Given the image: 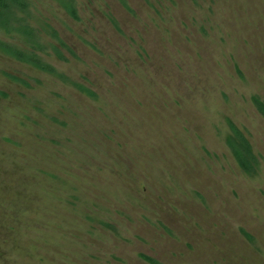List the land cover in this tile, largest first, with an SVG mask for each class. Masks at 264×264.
<instances>
[{"label":"rangeland","instance_id":"374dc122","mask_svg":"<svg viewBox=\"0 0 264 264\" xmlns=\"http://www.w3.org/2000/svg\"><path fill=\"white\" fill-rule=\"evenodd\" d=\"M68 1L61 77L0 49V264H264V0Z\"/></svg>","mask_w":264,"mask_h":264},{"label":"trees","instance_id":"16d2710c","mask_svg":"<svg viewBox=\"0 0 264 264\" xmlns=\"http://www.w3.org/2000/svg\"><path fill=\"white\" fill-rule=\"evenodd\" d=\"M24 1L25 0H0V31L18 33L21 36V41H19V43L22 44H20L21 46L17 42L11 44V42H6L0 38V49L13 58L24 61L41 71H46L53 75L58 74L52 65L48 64L38 55V52L43 51L45 46H48L37 39L39 38L40 30H37V27L33 25H29L30 23L23 17L18 16V13L22 12L25 9L24 7L27 6ZM58 1L60 6L66 10L70 17L77 18V11L71 1ZM46 26L51 31L53 30L48 23ZM51 35L54 37V32H51ZM55 39L63 45L61 40L58 38ZM24 43L26 45H24ZM59 75L61 74L57 76ZM80 87L82 91H86L83 86L80 85ZM252 101L256 109L264 117V103L256 97H253ZM230 126L232 134L227 137L226 144H228L234 154L233 156L239 167L246 172H251L255 157L252 155L248 142L243 137L242 133L238 131L233 124H230Z\"/></svg>","mask_w":264,"mask_h":264}]
</instances>
